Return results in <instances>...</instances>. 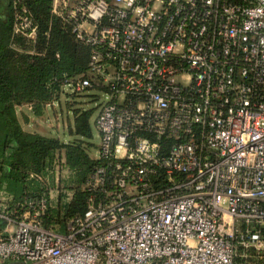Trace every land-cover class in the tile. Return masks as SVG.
I'll return each mask as SVG.
<instances>
[{
  "label": "built area",
  "instance_id": "obj_1",
  "mask_svg": "<svg viewBox=\"0 0 264 264\" xmlns=\"http://www.w3.org/2000/svg\"><path fill=\"white\" fill-rule=\"evenodd\" d=\"M52 13L90 50L63 90L104 96L98 163L63 233L41 222L47 197L1 210L0 261L264 264V0H54ZM37 32L19 6L14 35ZM54 173L50 199L61 154Z\"/></svg>",
  "mask_w": 264,
  "mask_h": 264
},
{
  "label": "trees",
  "instance_id": "obj_2",
  "mask_svg": "<svg viewBox=\"0 0 264 264\" xmlns=\"http://www.w3.org/2000/svg\"><path fill=\"white\" fill-rule=\"evenodd\" d=\"M53 2L0 0V208L22 214L29 202L47 197L49 203L41 222L63 233L69 220L84 215L88 206L86 184L98 163L90 152L96 147L92 110H75L72 142L27 132L17 115V107L25 104L31 105L36 116L44 115L46 105L59 99L65 79L88 67L89 48L52 13ZM19 6L28 9L38 26L39 54H19L12 48ZM60 154L68 173L56 187V203L52 206L47 188L56 186L54 161ZM32 174L43 176L44 181ZM6 225L0 217V230Z\"/></svg>",
  "mask_w": 264,
  "mask_h": 264
},
{
  "label": "rangeland",
  "instance_id": "obj_3",
  "mask_svg": "<svg viewBox=\"0 0 264 264\" xmlns=\"http://www.w3.org/2000/svg\"><path fill=\"white\" fill-rule=\"evenodd\" d=\"M12 48L14 51H16L19 54H25V53L34 54V53H30V50H33L35 54H39L37 49L38 44L36 43L35 45H33V42H31L27 37H24L22 35L16 36L15 43L12 44ZM94 94L95 93L92 90L79 94L71 93L68 90H63V92L60 94L59 99L55 102V104L48 107L47 109V116H46L47 122L53 125L52 126L53 130L47 131L48 136L58 137L60 140H63L64 142H72L75 138V136L72 135V130H73L72 128L75 122L74 121L75 110L76 109L92 110V116L90 121L94 132V142L95 144L98 143L99 141L98 133L94 128L93 121L98 111L97 105L100 104L101 101H104V96L98 98L97 96H93ZM24 110L27 109L24 108ZM21 112L24 114V111ZM34 123L37 126L39 125L38 123H36V121ZM90 152L91 154L95 155L96 150H94V148H90ZM50 201L52 203V206L55 205L56 197L50 199ZM0 212H1V208H0ZM0 264H4V263L0 261Z\"/></svg>",
  "mask_w": 264,
  "mask_h": 264
},
{
  "label": "crops",
  "instance_id": "obj_4",
  "mask_svg": "<svg viewBox=\"0 0 264 264\" xmlns=\"http://www.w3.org/2000/svg\"><path fill=\"white\" fill-rule=\"evenodd\" d=\"M27 109V110H24ZM47 109L45 108V113L42 116H36L33 111L32 107L29 106V104L21 105L17 107V115L21 122V125L23 129L27 132L31 133H39L45 136H48L47 131L53 130V125L47 122L46 116H47ZM24 111V114L21 112ZM22 114V115H20ZM39 125H35V122Z\"/></svg>",
  "mask_w": 264,
  "mask_h": 264
}]
</instances>
